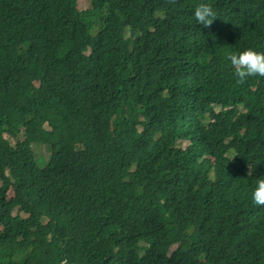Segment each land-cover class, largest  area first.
I'll return each instance as SVG.
<instances>
[{"label": "trees", "instance_id": "obj_1", "mask_svg": "<svg viewBox=\"0 0 264 264\" xmlns=\"http://www.w3.org/2000/svg\"><path fill=\"white\" fill-rule=\"evenodd\" d=\"M91 3L0 0V264H264V0Z\"/></svg>", "mask_w": 264, "mask_h": 264}, {"label": "clouds", "instance_id": "obj_2", "mask_svg": "<svg viewBox=\"0 0 264 264\" xmlns=\"http://www.w3.org/2000/svg\"><path fill=\"white\" fill-rule=\"evenodd\" d=\"M194 17L197 24L211 28L218 15L211 4L201 2L194 9ZM226 58L234 70L237 83H244L253 76L264 77V51L248 48L239 53L229 52ZM254 169L248 166V176L254 174ZM252 202L256 206L264 207V177L256 181V187L252 191Z\"/></svg>", "mask_w": 264, "mask_h": 264}, {"label": "rangeland", "instance_id": "obj_3", "mask_svg": "<svg viewBox=\"0 0 264 264\" xmlns=\"http://www.w3.org/2000/svg\"><path fill=\"white\" fill-rule=\"evenodd\" d=\"M92 6L91 0H78V8L79 9H87ZM126 34H130V30H126ZM12 142L14 140L11 137H8ZM188 143V141L182 142V145L185 146ZM30 147V153L33 152V156L36 160V162L39 164V166H44L48 160L51 157V153L55 150H57L56 146L48 145V144H42V143H31L29 145Z\"/></svg>", "mask_w": 264, "mask_h": 264}]
</instances>
